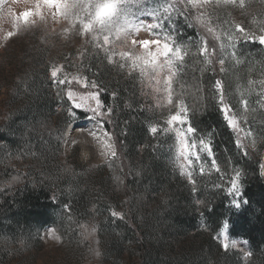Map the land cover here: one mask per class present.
Here are the masks:
<instances>
[{
    "label": "trees",
    "instance_id": "trees-1",
    "mask_svg": "<svg viewBox=\"0 0 264 264\" xmlns=\"http://www.w3.org/2000/svg\"><path fill=\"white\" fill-rule=\"evenodd\" d=\"M34 54L29 51L18 62L6 86L7 110L0 116V264L20 254L24 244L39 243L47 227L87 247L99 241L115 264H264V153L247 150L244 155L237 147V134L216 107L213 77L198 56L185 58L174 88L188 106L193 125L212 133L221 171L195 175L196 183L189 185L171 167L172 138L152 136L154 117L141 107L136 93L103 71L98 74L100 98L113 110L112 123L104 127L114 138L117 157L111 167L69 163L64 157L65 131L92 114L75 109V118L67 115L71 102L63 86L57 88L48 76V50ZM243 58L245 72L260 73L259 57ZM239 69L236 74H246ZM72 87L87 91L76 83ZM173 104H178L176 97ZM105 168H112L113 177L104 176ZM234 170L241 172L238 196L228 192ZM234 198L247 203L236 208ZM110 208L123 212L125 219L111 217ZM225 222L232 237L249 243L246 263L239 253L223 251L214 239ZM82 224L89 230L96 227V233L85 239Z\"/></svg>",
    "mask_w": 264,
    "mask_h": 264
},
{
    "label": "snow or ice",
    "instance_id": "snow-or-ice-1",
    "mask_svg": "<svg viewBox=\"0 0 264 264\" xmlns=\"http://www.w3.org/2000/svg\"><path fill=\"white\" fill-rule=\"evenodd\" d=\"M142 2L143 0H34L32 7L20 13L12 11L10 7L7 9L14 21V27L13 30L7 31L2 39L5 42L11 40L33 27L37 18L46 21L47 15L50 14L55 23L67 21L68 26L59 33L63 39H68L72 35L80 36L85 43L91 44L93 49L103 52L109 64L122 69L127 68L129 73L138 71L141 77H148L149 86L154 93L159 94L158 107L173 105L176 97L178 110L167 116L163 126L159 123L152 124L149 133L154 137L158 133L173 134L175 162L180 174L187 176L189 182L194 185L196 181L192 178L191 169L194 161L201 160V153H206L207 157L211 158V167L216 172H220L221 169L213 152L212 133H202L193 125L188 106L175 91L174 84L177 82L179 70L184 66L186 57L198 56L205 70L213 77V96L226 126L235 133L250 135L240 126L242 119L246 122V116H242L241 113L249 111L246 92L250 93V89H238V96H235L229 76L231 70L242 63L237 57L236 45L241 40L264 45V25L259 27L258 33H254L242 24L220 21L215 11L207 10L208 6L232 7L243 13L246 11V0H163L158 7L146 12L152 18L151 22L139 20L137 14L132 11L134 6ZM5 4L6 0H0V8ZM180 18L189 28L196 29V40L178 39L181 30L176 20ZM224 24L228 27H223ZM142 31L150 35L147 38L141 37ZM207 37L212 38L211 45ZM83 55L82 50L80 56ZM50 78L57 88L63 86L62 90L67 100L71 102V107L67 109L69 117L75 118L77 116L75 109H79L91 113L92 119L96 120L101 129L105 123H112V107L105 106L102 102L100 85L96 81L89 80L87 76L69 73L64 64L57 63L50 65ZM73 82L87 91L74 90ZM256 83L248 81L249 86ZM258 83L260 89L257 94L260 99L257 103L264 108V78ZM113 96L115 97V93ZM121 134L123 135V132ZM90 135L100 146L99 155L106 158V164L111 167V162L117 157L111 132L103 129L99 134L92 132ZM254 143L253 141V146ZM235 144L239 148L244 147L239 136ZM247 154L245 151L244 155ZM261 167L264 168V165ZM199 171L201 173L205 171L202 163ZM234 171L235 176L231 179L228 192L238 196L241 172ZM241 203L247 201L235 198L232 201L236 208H239ZM65 209L68 210V205H65ZM109 210L114 219H125L123 212L111 208ZM81 228L83 229L81 235L85 239L97 231L96 227L89 230L85 224H82ZM214 239L219 241L225 252L237 247V242L229 239L227 222ZM94 251L97 256L100 255L98 249ZM244 255L251 256V252Z\"/></svg>",
    "mask_w": 264,
    "mask_h": 264
},
{
    "label": "rangeland",
    "instance_id": "rangeland-1",
    "mask_svg": "<svg viewBox=\"0 0 264 264\" xmlns=\"http://www.w3.org/2000/svg\"><path fill=\"white\" fill-rule=\"evenodd\" d=\"M162 2L163 0H143L141 4L133 7L132 11L137 14L139 20L151 22L152 18L149 17L146 12L152 8L158 7L159 3ZM9 7H12L14 12L20 13L32 7V4L31 0H15V3L14 0H6L5 6L0 8V116L7 110L9 89L6 86L12 83V77L15 76L17 69H19L17 68L18 62H20L22 57L29 51L37 55V53L41 54V52L45 50H48L47 66H49V69L52 63L64 64L66 71L69 73L87 76L89 80H94L97 84L100 81L98 74L101 73V71L105 72L106 75L108 73V75L111 74L119 77L130 90L136 93L137 97L141 100V107L154 117V123H159L163 126L167 116L178 110V107L174 106V104L157 106L159 94L154 93L153 89L149 86L148 77H141L138 71L129 73L127 68L122 69L116 65L109 64L103 52L93 49L92 45L85 43V40L80 36L72 35L68 39H63L59 33L65 25L55 23L51 19L48 20L46 25L31 27L29 30L22 32L9 41H3L2 37L4 34L7 31L13 30L14 27V21L7 15V9ZM207 10L215 11L220 21L242 24L254 33H258L259 27L264 25V0H246V11L243 13L238 8L232 7L214 8L213 6H208ZM176 24L181 30V35L178 37L179 40L187 41L189 38L193 40L197 39L196 29L189 28L182 18L177 19ZM223 27L227 28L228 25L224 24ZM201 32H203L202 29ZM149 35L150 34L143 31L140 33V36L145 38ZM207 38L211 45V42H213L212 38ZM251 47H254V49L250 50ZM82 50L84 51V55L80 56ZM193 50L195 51L194 47ZM236 51L237 57L242 60V63L231 70L230 77L232 78V83H234L237 93L238 89H250V93L246 92V96L249 100V111L247 113H241L242 116H246V122L242 119L240 125L245 129V132H249L250 135H245L244 133L236 134L241 139L245 151L251 150L257 153H264V148L262 149L263 151H261V147H264V108H261L257 103L260 99L257 94L260 89L258 82L264 78V45H260L258 42L241 40L236 45ZM251 51L254 53H251ZM249 54L257 56V58L259 57L263 62V67L257 75L252 73V71L250 72V67L247 69L249 71L245 72V58H243V56H248ZM53 57H56L55 61L52 60ZM97 64L99 68L96 70ZM239 68L246 74L243 76V72L241 75L236 74L235 72ZM48 76L50 77V72ZM249 80L256 81L257 83L249 86ZM73 83L75 84V82ZM87 120H91L93 126L90 129H76L78 135L74 133L71 139L69 136L71 126ZM103 129H105L104 125ZM103 129L100 128L96 120L92 119V115L85 120H76L72 122L65 131V159L69 163H73L80 168L101 167L106 165V158L99 155V144L96 139L90 135L92 132L99 134ZM165 135L172 138V140L170 139L169 141V160L173 172L177 174L181 180L192 185L187 176L180 174V170L175 162L173 134L168 133ZM112 140L115 144L113 137ZM253 141L255 142L254 146ZM201 163L205 168L203 173L199 171ZM212 169L211 158H208L206 153H201V160L199 162H193L191 169L192 178L194 179V176L198 174L208 173ZM110 170L105 168V171H103L104 176L109 178L113 177L114 172ZM220 232L216 236H218ZM228 236L230 240H235L237 242V247L229 251L239 253L241 259L246 263L250 256L246 257L244 253L250 252L249 243L242 239L232 237L229 234V230ZM29 246L30 245L24 244L22 246V252L16 256L14 255L13 259L11 258L9 260L10 262L6 264H115L113 263L114 258L110 260L106 258L104 248L100 245V242L98 244L96 242H91L89 247H87L82 241H75L70 238L64 240L52 227L43 229L39 243L32 245V247ZM95 249L99 250L100 255L97 256L95 254ZM124 258H126V256ZM123 261L122 263L124 264ZM116 264L121 263L119 262Z\"/></svg>",
    "mask_w": 264,
    "mask_h": 264
},
{
    "label": "bare ground",
    "instance_id": "bare-ground-1",
    "mask_svg": "<svg viewBox=\"0 0 264 264\" xmlns=\"http://www.w3.org/2000/svg\"><path fill=\"white\" fill-rule=\"evenodd\" d=\"M91 123H92L91 120H87V121L72 125L71 129H70V132H69V136L71 137V139L73 138V134L74 133L77 134L76 129H81V128L90 129L93 126V124H91ZM76 134H75V136H76Z\"/></svg>",
    "mask_w": 264,
    "mask_h": 264
},
{
    "label": "clouds",
    "instance_id": "clouds-1",
    "mask_svg": "<svg viewBox=\"0 0 264 264\" xmlns=\"http://www.w3.org/2000/svg\"><path fill=\"white\" fill-rule=\"evenodd\" d=\"M14 3H15V0H14ZM31 4H32V6L34 5V0H31ZM10 9L12 11H14L12 7H10ZM45 11L47 13V9ZM7 15L10 16V13L8 11H7ZM49 19L52 20V17H51L50 14L47 15L46 21H41L40 19L37 18L35 24L33 25V27H38V26H41V25H46ZM61 24L65 25L64 27H67L68 26L67 21H63V22H61Z\"/></svg>",
    "mask_w": 264,
    "mask_h": 264
}]
</instances>
